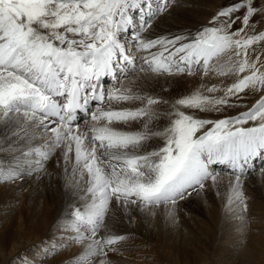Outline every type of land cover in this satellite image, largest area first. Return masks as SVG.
I'll use <instances>...</instances> for the list:
<instances>
[{"label": "snow or ice", "instance_id": "1", "mask_svg": "<svg viewBox=\"0 0 264 264\" xmlns=\"http://www.w3.org/2000/svg\"><path fill=\"white\" fill-rule=\"evenodd\" d=\"M170 3L0 0V183L41 172L58 154L76 196L45 258L71 251L68 264H111L126 238L113 231L118 211L173 216L193 191L220 184L214 165L230 170L226 207L247 211L244 179L264 157V30L255 20L264 0H235L194 34L154 35ZM149 75L199 84L166 99L144 90Z\"/></svg>", "mask_w": 264, "mask_h": 264}, {"label": "rangeland", "instance_id": "2", "mask_svg": "<svg viewBox=\"0 0 264 264\" xmlns=\"http://www.w3.org/2000/svg\"><path fill=\"white\" fill-rule=\"evenodd\" d=\"M177 1L180 0H171L168 10L156 17L153 24L158 18L167 15L170 11H172L178 4H176ZM221 1V5L215 9L206 7V4L204 5L202 1H197L198 9L203 11L206 10L211 13L210 19H207L208 22L205 24L206 26H209L212 18L222 9V7L235 2V0ZM187 7L192 8L190 5H187ZM255 20L259 23V27L257 28V32H259L263 26L264 17L257 16L255 17ZM239 26L240 24L237 22V24L234 25V28ZM185 30L187 29H184L183 31ZM111 86L108 83L104 85V88L108 89V87ZM192 91L193 90H181L177 92L173 98L163 97L166 99H176L178 96V98H180L184 95L190 94ZM257 98L258 95L248 96L242 102L245 107L229 109L224 114H235L238 111H244L248 107H251ZM204 115L207 118H215L214 113ZM166 117L168 118V116ZM57 159L58 154L57 156H53L52 159L47 162L44 170L41 172H37L32 175H25L21 179H17L11 183H0V198L2 196L0 201V241L1 239H4V243L6 241L5 239L10 240V244L5 246L7 249L4 247L0 249V264H23L25 257L34 259L36 264H62V262L63 264H68L66 257L71 255V251H60L58 254L50 255L47 258H45V254L42 251V249L45 248L49 242H51V244L58 243V236L61 234L60 225L64 218L59 220L58 224L54 226H52V223H50L47 227H45V225L42 226L40 222L36 224V218H39L38 215H40L41 207L43 206L44 208L47 205L48 201H46V196L47 199L54 195L58 196L57 192L61 190L59 187H61V183L63 184V179L65 180L63 166L62 164H57ZM262 168H264V165ZM259 176H261L262 180H260L259 184L256 185L259 187L258 191L264 193V175H261L259 167L254 168V170L245 177L243 191L252 187L255 189L256 185L253 183V180ZM245 185L247 186L245 187ZM51 189L54 191H51ZM62 192H64L63 196H65L66 201L70 202L71 199H69V196L71 195L75 197L72 186L66 185V183L64 184ZM5 194L8 195L5 196ZM12 195H14L13 198L8 200ZM244 195L246 197L247 211L244 212L245 218L242 219V230H238L237 227L232 229L230 236H222L218 240L217 244L213 246L214 252L215 250H224L227 251V255H210L211 253L209 251L208 241H206V236L201 228L210 229L211 227L209 225L207 226V221L203 218V216H197V214L192 216V214H188V216L185 215L184 218H180L178 212H175L176 215L174 214L173 216H168L163 209H158L151 217H148L151 213L143 212L144 215L148 214L146 218H143L144 215L138 217H132L129 215L130 219L128 216V220L118 224L119 226L122 225L123 228L120 227L121 229L125 228L123 231L128 229L145 231L146 234H152L156 238H158V231H160L159 229L161 228L171 235L172 243L176 246L181 245V249L185 248V255L183 254V251L178 255V257L174 255L176 253L173 254V257H171L172 254H169V257L168 254L161 253V249H166L167 244L164 245L160 243V245H163V247L160 246V249L158 245L155 244V247H158L159 250H157L158 252L155 251L151 253V251H147V248L149 247L145 248V244L139 243L135 246H131L133 244V242H131L129 245H123V243H126L125 240H123L119 245H117L118 249L121 245L125 246L124 248L119 249L122 252L110 254L112 258L111 264H126L123 262L127 259H131L129 261H132L127 264H241L242 262L243 264H253V260L256 255V259L259 258L262 262L258 263L263 264L262 259L264 258V247H262V249H259L261 246L257 247L259 250L255 251L257 254L255 256L253 255L252 258V255L249 254L250 252H247V246L250 241H252L251 235H257L259 237L262 236L261 238L264 239V208H256V205L254 204V201L256 200L254 195H246V193H244ZM36 197L38 199H36ZM33 203L38 204L35 210H33L35 206ZM217 204L219 205L220 202ZM218 205H213V203L210 202L205 209L207 215L206 217L210 216V210L217 208ZM251 206H253V208ZM55 207L56 204L52 206V208ZM180 210L181 207L178 206L176 211ZM228 214L229 212L227 210L223 212V215L227 216ZM251 217L254 220L251 219ZM34 219L35 221H33ZM236 221L238 223L240 220L236 219ZM244 222L246 226L244 225ZM234 236L236 237L235 239ZM195 239H199L200 243H197ZM76 248L77 246L73 245L72 251L76 250ZM194 249H196V252ZM197 250L199 252L198 254ZM259 255L260 257H258ZM208 258H210L208 260L209 263H206V259Z\"/></svg>", "mask_w": 264, "mask_h": 264}, {"label": "bare ground", "instance_id": "3", "mask_svg": "<svg viewBox=\"0 0 264 264\" xmlns=\"http://www.w3.org/2000/svg\"><path fill=\"white\" fill-rule=\"evenodd\" d=\"M197 1L198 2L202 1L204 3V5L206 4V7H209L211 9H215L216 7L220 6L222 3L221 0H180V1H177L176 4L177 3L178 4L175 6V8L172 11H170L167 15H164V16L158 18L154 22V24H153L154 33L153 34L154 35H175L178 33H188V32H191L194 34L197 30L205 27L206 26L205 24L208 22V20L211 17L210 16L211 13L206 11V10L203 11V10L198 9L197 8V5H198ZM187 5H190L192 8L187 7ZM184 29H187V30L183 31ZM261 30H264V23H263ZM232 79H234V78H222V79L213 78V79L209 80L208 82H209V84H211V83L219 84L221 82L227 84V83H230ZM108 83L111 86L115 83V81H113L112 79H105L102 82V86L104 87V85L108 84ZM125 83H126V81H125ZM198 84H199V81L197 78L189 77L186 75L172 76V77H155V76L149 75L147 78V81L144 82V90L148 91L150 94L165 96L167 98H173V97H175L177 92H179L181 90H188V91L194 90L196 87H198ZM108 88H111V87H108ZM159 115L161 116L160 127L162 128V127L167 125L168 118L166 117L167 114L163 111V109L159 110ZM81 126L83 127L84 125L82 124ZM153 144H154V146H161L163 144V139L162 138H156L153 141ZM253 164H254V168L259 167V169H262V166L264 165V157L256 159L255 161H253ZM214 167L218 171H220L221 173L224 174V177L220 181V184L217 187H212L211 183L209 182V184L206 186V188L204 190L195 191V192L193 191V193L189 197L186 196L185 199H183L182 201H180L176 204L175 212H178L180 218H184L185 215L188 216V214H190V215L192 214V216L195 214H197V216H201V217L203 216V218H205V220L207 221V226L209 225L211 227L210 229L201 228L204 231L203 233L206 236L205 237L206 241H208V245H209L208 247H209V251L211 253L210 255H218V256L223 255V256H225L227 251L215 250V252H214L213 246H215L217 244L218 240L222 236H227V237L230 236V234H231L230 232H232V229L237 227L238 230H242L243 222H242V219L240 217L242 216L243 218H245V213L244 212L230 211L226 207L225 192H226L227 180H228L227 173H229L230 170L224 166H221V165H214ZM252 171H250L248 174H250ZM260 180H262L261 176L257 177L256 179L254 178L253 183L255 185L259 184ZM62 182H63V184L61 183V187H59L61 190L57 192L58 196L54 195L48 199L46 196V201H48L47 205L44 208H43V206L41 207L40 215H38L39 218H36L37 219L36 224H38L40 222V224L42 226L45 225V227H47L50 223H52V226L58 224V221L67 215L69 208L76 202V196L73 197L72 195L69 196L70 197L69 199H71L70 202L65 200V196H63L64 192H62L64 184H65V180L63 179ZM246 186L247 185H245V187ZM258 188H259L258 185H256L255 189H253V187L249 188V189H245L244 193H246V195H250V194L254 195V197L256 199L254 201L255 202L254 204L256 205L257 209H260V207L264 208V193H261L260 191H258L259 190ZM52 190L53 189H51V191ZM7 195L8 194H5V196H7ZM13 196L14 195H12L8 200L12 199ZM1 198H2V196H1ZM1 198H0V201H1ZM36 199H38V198L36 197ZM35 202H36V200H35ZM210 202H212L213 205H218L217 204L218 202H220V204L218 205L217 208L210 210V216L206 217L207 215H206L205 209H206V206ZM33 204L35 205L33 210H35L37 208L38 204L37 203H33ZM54 204H56V207L52 208V206ZM178 206L181 207L180 211H176ZM251 207L253 208V206H251ZM225 210H227L229 212V214L227 216L223 215V212ZM38 212H39V210H38ZM129 215H131L132 217H136V216L138 217V216H143L144 214H143V212H133V213H130ZM147 215H144L143 218H146ZM153 215L154 214L151 213L150 215H148V217H151ZM254 216H257V215H254ZM236 219L240 220L241 222L238 221V223H237ZM251 219H253V218L251 217ZM125 220H128V216L121 215L118 211L116 216L114 217L113 231L117 234H122L126 237L124 239L126 243H123V245H127V244L129 245V244H131V242H133V244L131 246H135L136 244H139V243L145 244V248L149 247V248H147L148 249L147 251H151V253H153L155 251L158 252L157 250L160 249V246L163 247V245H160V243H162L164 245L167 244L166 245L167 247H166V249L165 248L161 249V253H166V254H168L169 257H170L169 254H172L171 257H173V254L176 253L174 255L176 257H178V255L183 251V254L185 255V250H184L185 248L181 249L182 248V247H180L181 245L176 246L174 243H172V240H171L172 237H171V235H169V233L167 231L162 230L160 228L159 229L160 231H158V238L154 237L152 234L151 235L146 234L145 231H136V230L128 229V228H127L128 230L123 231L125 228L121 229L120 227H122V225L119 226L118 223L125 222ZM33 221H35V219ZM185 224H186V222H185ZM244 225H245V222H244ZM261 237H259L257 235H251L252 241H250V243L248 245L249 247L247 246V248H248L247 252L248 253L250 252L249 254L252 255V258H253V255L255 256L257 254L255 252L256 250L262 249V247H264V244H263L264 239ZM235 238L236 237L234 236V239ZM5 240L6 241L3 243L4 239H1L0 249L2 247L5 248L6 245L10 244V242H9L10 240H7V239H5ZM195 240L197 241V243H200L199 239H195ZM155 244L158 245L159 249H158V247H155ZM123 245H121V247H119V249L124 248L125 246H123ZM259 246H261V247H259ZM257 247H259V249ZM5 249H7V247ZM167 249H169V250H167ZM194 251L196 252V249H194ZM120 252H122V251L119 250L118 253H120ZM198 253L199 252L197 250V254ZM256 257H257V255H256ZM256 257L253 260L254 261L253 264H259L258 262H261L259 260V258L256 259ZM258 257H260V255ZM110 259H112L111 255H110ZM209 259L210 258L206 259V263H209V261H208ZM129 260H131V259H129ZM129 260L127 259L123 263L127 264L129 262H132ZM226 260H228V259H226ZM262 261L264 264V258L262 259ZM233 264H236V263H233ZM237 264H239V263H237ZM241 264H243V262Z\"/></svg>", "mask_w": 264, "mask_h": 264}]
</instances>
